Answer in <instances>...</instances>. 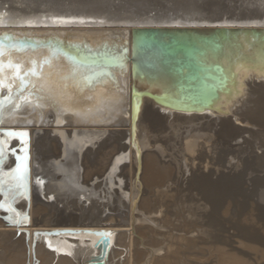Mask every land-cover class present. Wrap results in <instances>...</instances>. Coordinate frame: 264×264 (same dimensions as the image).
Returning a JSON list of instances; mask_svg holds the SVG:
<instances>
[{
  "label": "bare ground",
  "instance_id": "obj_1",
  "mask_svg": "<svg viewBox=\"0 0 264 264\" xmlns=\"http://www.w3.org/2000/svg\"><path fill=\"white\" fill-rule=\"evenodd\" d=\"M170 1L174 7L167 6ZM207 1L214 0H0V39L5 37L2 34H10L15 40L39 42L35 49L0 48V54L8 51L10 63L21 64L20 71L13 65L0 68V84L8 86L7 90L0 85V129L6 131L0 132V203L5 210L17 211L0 216V264H25L27 259L34 264H88L98 254V238L84 230L109 232V249L102 264H159L175 254L184 264H203L198 259L203 250H193L190 259L186 254L191 248L182 251L177 243L160 240L161 217L159 214L157 220V212H152L158 211L157 206L149 198L152 193L170 196L177 187L176 197L183 196L195 205L201 223L197 228L193 223L180 229L179 235L174 232L178 235L175 241L213 249L214 232L207 242L202 237L218 223L228 195L226 187L241 184L239 177L232 179L217 166L227 154L248 150L255 154L252 161L260 166L264 163V47L241 36L236 51L228 53L232 45L225 43V52L218 57L208 53L207 62H218L224 68V84H214L220 91L209 105L219 111L185 114L153 100L161 98L172 105L167 98L176 99L172 76L165 71L168 65L156 56L143 58L137 48L135 74H129L124 86L116 73L119 81L104 74L82 81L89 71L76 69L45 44L68 43L97 52L125 44L131 54L133 33L152 30L166 39L185 31L206 35L221 25L232 27L224 20L226 16L232 20L264 18V0H258L261 8L250 12L247 0H224L222 5L217 0L211 10H200L197 4ZM233 1L239 6L230 10L225 3ZM154 7L157 11L152 13ZM218 20H224L219 27L208 24ZM153 53L159 57L158 52ZM40 60H48L49 65L40 67ZM26 68L37 70V76ZM17 72L23 81L16 78ZM77 73L84 75L78 77ZM234 89H242L238 98L232 96ZM228 112L234 118L224 116ZM235 119L249 122L250 127L235 126ZM182 134L192 138L183 137L188 139L186 144L182 140L184 151L179 150L181 146L174 148ZM206 140L221 149L209 164L206 159L204 167L203 154L196 148L203 147ZM233 141L239 145L234 146ZM202 169L208 174L200 172ZM188 175L183 189L182 178ZM193 190L199 199L190 194ZM106 211L110 215L104 217ZM148 219L152 224L146 223ZM54 229L80 233L43 234ZM139 246L146 249L139 250Z\"/></svg>",
  "mask_w": 264,
  "mask_h": 264
},
{
  "label": "water",
  "instance_id": "obj_2",
  "mask_svg": "<svg viewBox=\"0 0 264 264\" xmlns=\"http://www.w3.org/2000/svg\"><path fill=\"white\" fill-rule=\"evenodd\" d=\"M215 1H207L197 6L200 10H211ZM224 0H219L218 4L222 5ZM249 3V12L255 8H261L258 0H247ZM230 10L239 6L238 2L225 3ZM172 1L168 2L169 7H174ZM257 6V7H256ZM157 9L154 7L152 13H155ZM151 13V14H152ZM226 20L231 22V25H221L222 21ZM224 20H218L214 22H209L208 24L214 27H222L215 29L212 32H209L206 35H193L191 31H185L184 33L176 34L170 36L168 39L165 36H159V34H138L133 33L131 54L128 53V48L124 44H118V46L113 47L109 50L102 51H89L80 46H75L68 43H50L45 44L47 48L53 52H59L65 59H67L70 64L76 66V69L88 70L82 79L85 80L87 76H93V79L97 74L99 76L102 74L108 75L109 80L119 81L114 73L122 77L121 84L126 86V83L130 75L135 74V68L137 67L135 60V50L137 48L143 52L144 57L146 58L149 55L156 56V58L163 60L165 65H168L166 68V73L172 76L171 86L176 93V99L167 98L168 101L172 102L171 104L166 103L165 100L157 97H152L153 100L164 107H167L175 112L193 114V113H204L207 111L218 112L214 107H209L210 103L213 100H216L217 94L220 89H217V84L219 87L223 86V70L224 68L220 63H209L207 62V54L209 53L212 57H218L222 52L225 43L231 44V49L227 52L232 53L240 48V43L238 41L239 37H243L244 41L250 39V44L254 43L259 47H264V18L252 17L251 19H234L232 20L228 16ZM207 21H203L205 23ZM240 23V24H239ZM0 39V48L8 45L6 47L17 48L22 50L25 46L35 49L39 42L33 40H15L10 34H2ZM234 48V49H233ZM233 49V50H232ZM153 52H158V55H155ZM0 54V68L10 69V65H13L18 71H20V62L10 63L8 51L2 52ZM5 57V58H4ZM4 58V59H3ZM216 59V58H215ZM155 60V59H154ZM157 61V60H156ZM40 67H46L49 65L48 60L37 61ZM160 64V62H158ZM18 66V67H17ZM165 67V66H164ZM32 69L26 68V71L30 74L37 76L36 71H29ZM113 71V72H112ZM26 72V73H27ZM39 72V71H38ZM76 72V71H74ZM39 74V73H38ZM78 77L84 75L83 73H77ZM3 88L8 90V86L0 84ZM243 89V86H241ZM242 89H234L232 92L234 97H239L241 95ZM6 98V97H5ZM241 98V97H240ZM162 100V101H161ZM179 104H178V103ZM224 116L233 117V113H225ZM238 119V118H237ZM235 119V126L242 128H249L250 123L242 122ZM1 133L6 131L1 130ZM86 234H92L97 236L98 240L95 243V247L98 249V254L93 256L88 264H102L104 258L109 249V232L104 230H84ZM72 234L80 233V230H71V229H54L50 231H44V235H53V234Z\"/></svg>",
  "mask_w": 264,
  "mask_h": 264
},
{
  "label": "rangeland",
  "instance_id": "obj_3",
  "mask_svg": "<svg viewBox=\"0 0 264 264\" xmlns=\"http://www.w3.org/2000/svg\"><path fill=\"white\" fill-rule=\"evenodd\" d=\"M142 133H143L142 135H144L145 132H142ZM184 136L188 138L190 136V134H182V137H181L182 139L181 140L180 139H177V138L174 139V140L177 139V141H178V142L176 141L177 143L174 141L175 142L174 143V145H175L174 148L175 149H176V146H177V148H179L181 146L179 150H181V148H182V150L185 149L186 146H184V145L186 144V140H188V139L183 138ZM190 138H191V136L189 137V139ZM0 140H2V138H0ZM182 140H184L183 143H185V144L182 143ZM191 140H192V138H191ZM206 141L208 143L207 142H204L203 143V147H201L202 146L201 145L200 146L201 148H199V147L196 148V150L200 151L203 154V158L205 160L203 159V162L204 163L202 164V166H204V167H205L204 164H206V163L209 164V161H210L211 158H213V155L215 157L217 155V152H219V149H221L220 148L221 146L219 144H216V143H213L212 144L209 140H206ZM179 142H180V144H179ZM233 142L235 143V144H233L234 146L239 145V143L236 144L237 143L236 141H233ZM169 145H172V144L169 143ZM182 145H183V147H182ZM208 145L210 147L212 146L210 148V150H209V146ZM170 147H172V146H170ZM213 147L215 149H213ZM216 148H217V150H216ZM262 149L263 148L257 149L256 150V153L257 152L260 153L262 151ZM213 150H214V152H213ZM259 150H260V152H259ZM202 151L205 152V155L206 156L209 153L211 157L208 155L207 156L209 158L208 159L204 155V153ZM172 152H174V154H176L178 156V153H176L175 151H172ZM210 152H212V153H210ZM244 154H245V156H244ZM246 154H247V156L249 154L250 157L249 156L246 157ZM253 154L254 153H250V150L245 151L244 153H241V154H236V153H234V154L233 153L227 154L226 156L227 157L229 156V157L226 158V156H225L224 157V160H223L224 162L222 164H220V165L217 166V169L220 170L221 173L224 172L223 174H225L226 176H229L232 179L233 178L234 179L235 178L238 179V177H239V179H240L239 182L241 184L239 186H236L235 183H231L228 188L226 187V191H228L231 195L227 192V194L229 196L226 194L227 196H226V200L224 202V206L225 207H223L224 208L223 210L221 208V213H220V215L217 218L218 223L215 226L214 230H212L211 228H208V232L209 233L211 231H213L214 232V235H216V240H215V243H214L216 245V247L214 245V247H211V248H213L212 250H208V246H206V247H203L202 246L201 247L199 245L197 247V245H188L189 246L188 247L186 244L179 243L178 241H175V240H177L176 238L179 235V230L180 229L183 230V228H185V227L188 228L191 225H193V223H194L195 227L197 228L198 225H196V224H199L200 225V223H201V212H199L197 209H194L195 208V205H193V203H190L188 201H185V199H184L183 196H180V198H179V196L176 197V194H177V191H178V188L177 187H175L174 191L172 192V195H170V196L169 195L162 196V195H159V193L158 194L157 193L156 194L155 193H152L151 194L152 196L150 195L151 198H149V200L150 199L152 200V201L150 200L149 203L152 206H154V207L156 205L157 206L156 209L158 210V211L152 210V212L153 213L157 212L154 215H156V217H157L160 214L159 216L161 217V218L160 217H157V220L160 218L159 221H158L159 224H162L158 228L160 230V232H161V238L162 239L160 238V240H162L164 243H166L165 242V240H166L167 241V244H170L171 242L177 243V246L178 247H182L181 248L182 251H183V249L185 251L187 248H191L192 250L189 249V251L191 250L190 252L189 251H188V253L186 252L187 253L186 255H188V257L190 255V257H189L190 259L193 258V256H191L193 254H191V253H194V251L196 252V251H198L200 249L203 250L204 252L201 253L198 256V259L199 260H201V258H202V260L200 262H202L203 264H210V263L211 264H264V171H263L264 170V163L260 166V165H257L255 163V161H252L250 158L253 156ZM254 156H255V154H254ZM232 158H233V160H232ZM245 158L247 159V161L244 160ZM206 159H207L208 162L205 163ZM240 161L243 163L242 165H241V162ZM181 162H182L181 163L182 164L181 167H182L183 170H185L184 169L185 168L184 167L185 166L184 165L185 164V161L182 160ZM189 164L190 163L187 162V165H188L187 168H189L191 166ZM229 166L230 167L232 166V167L230 168ZM226 168H227V170H226ZM200 172L205 173V174H208L207 170H204V169L200 170ZM197 173H199V172H197ZM255 174H256V176H255ZM185 178L189 179L190 178V175H188V177L182 178L183 179L182 180L183 184H182L181 187L183 189L186 187V179ZM216 178H217V175L212 176L213 181H216L217 180ZM114 188H116V187H114ZM229 188H231V189H229ZM128 190H129V188H127V190H125V192H128ZM154 194H155V196H154ZM190 194L193 197L199 199V196L197 195V191L196 190L191 191ZM237 195H238V197H237ZM239 198H241V199H239ZM172 199H173V202H172ZM174 200H175V202H174ZM182 200H184V201H182ZM179 203H180V205H177ZM1 204L2 203H0V216L1 217L10 216L13 213L16 214L17 211L15 209L9 208L8 210H5L4 209V206L1 205ZM175 204H176V207H175ZM246 204H247V206H246ZM202 205L204 207H206L207 210H209V205L208 204H204L202 202ZM249 206H251V207L248 208ZM183 207H184V209H183ZM186 207H188V208H186ZM168 209H169V211H168ZM175 209H177V210H175ZM190 209H192V210H190ZM193 209H194V211H193ZM179 210H181V211H179ZM125 212H126V210H125ZM194 212H195V214H194ZM223 212H225V213H223ZM178 213H180V214H178ZM104 214H103V216L105 217L107 214H109V212L106 211ZM183 214H186V215H183ZM174 216H175V218H174ZM151 217H152V215H151ZM194 218H196L195 219L196 221L194 220ZM162 219H164L165 221L162 220ZM190 221H191V223H189ZM174 222H176V223H174ZM146 223L152 224L149 219L146 220ZM183 223H184V225H183ZM163 227H165V228H163ZM165 229H167V230H165ZM172 231H173V233H172ZM174 232H177L178 235H176L177 233L174 234ZM208 232H206L205 235L202 237L204 239V241H206V242L208 241L209 236L211 235V233L208 234ZM166 233H169V234H166ZM167 235H169V237ZM163 236H164L165 239L163 238ZM168 239H169V241H168ZM179 244H181V245H179ZM145 249H146L145 246H139V250H145ZM226 256L228 257V259L227 258L225 259ZM173 257H175V259ZM177 257H178V254L172 255L171 256V259L169 258L164 263H159V264H168V263L169 264H184ZM206 259H207V261H206ZM172 261H173V263H172ZM25 264H34V260H32V259L28 260L27 259L25 261ZM156 264H158V263H156Z\"/></svg>",
  "mask_w": 264,
  "mask_h": 264
},
{
  "label": "snow or ice",
  "instance_id": "obj_4",
  "mask_svg": "<svg viewBox=\"0 0 264 264\" xmlns=\"http://www.w3.org/2000/svg\"><path fill=\"white\" fill-rule=\"evenodd\" d=\"M18 67V66H17ZM16 78L17 79H20L21 81H23V76L19 73V72H17V74H16ZM8 135H15L14 133H8ZM21 135H23V134H21Z\"/></svg>",
  "mask_w": 264,
  "mask_h": 264
}]
</instances>
